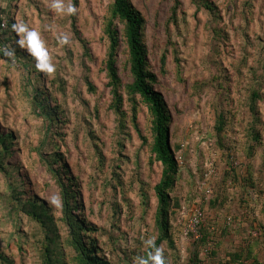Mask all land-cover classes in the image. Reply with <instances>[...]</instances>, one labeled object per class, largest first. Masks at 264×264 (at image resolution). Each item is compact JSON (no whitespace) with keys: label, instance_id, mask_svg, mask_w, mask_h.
<instances>
[{"label":"rangeland","instance_id":"rangeland-1","mask_svg":"<svg viewBox=\"0 0 264 264\" xmlns=\"http://www.w3.org/2000/svg\"><path fill=\"white\" fill-rule=\"evenodd\" d=\"M53 2L0 0V49L15 50L14 67L0 51V133L13 137L10 154L0 151V251L9 264L41 263L43 231L17 201L33 196L57 225L63 264H79L66 243L67 215L89 227L81 238L92 240L108 264H136L149 254L146 241L157 237L153 188L161 166L150 163L139 138L149 139L148 121L140 114L139 133L130 125L119 132L108 110L102 25L109 0H61L62 13ZM130 2L144 19L148 68L170 111L168 139L179 168L169 192L172 245L157 247L167 264H227V253L247 254L249 247L264 264V0H198V6L178 0L175 17L172 0ZM69 4L74 14L67 13ZM20 21L40 33L54 74L37 71L35 58L17 43L12 26ZM122 46L117 68L127 82ZM35 97L56 109L58 123L48 125ZM218 114L224 116L220 143ZM58 154L78 206L73 211L70 201L66 213L49 203L56 194L64 205L67 185L51 159ZM211 159L216 173L206 177ZM195 208L204 213L203 244L201 233L198 239L183 233Z\"/></svg>","mask_w":264,"mask_h":264},{"label":"trees","instance_id":"trees-1","mask_svg":"<svg viewBox=\"0 0 264 264\" xmlns=\"http://www.w3.org/2000/svg\"><path fill=\"white\" fill-rule=\"evenodd\" d=\"M173 1L171 16H176L178 9V0ZM193 4L198 6V0H191ZM108 14L102 25V34L107 42V50L104 59L103 71L106 77V86L109 89L110 103L108 110L111 111L116 123V129L124 132L130 125L137 133L138 116L144 114L148 121L149 139L140 136L144 145L148 148L150 163L157 162L161 166V174L158 183L154 186V194L156 198L155 210V229L157 237L155 240L156 247L166 242L172 245L170 238V217H171V198L169 192L176 183L179 168L174 153L169 144L168 127L170 123V111L163 99V96L155 88L157 84L156 76L149 70L147 61V48L142 39V29L144 19L140 13L133 7L130 0H109ZM121 45L124 47L126 60L123 68L127 71L128 81L123 82L118 73V57L121 52ZM17 55V53H16ZM18 56V55H17ZM161 65L164 66V57L161 58ZM34 70V68H33ZM89 91L94 90L88 84ZM40 95L43 93L40 91ZM46 98L35 97V105L41 109L44 120L48 125L54 122L58 123V113L56 109L46 104ZM57 113V114H56ZM224 125V116L217 115L216 135L218 142H221L222 131ZM12 136L0 133V151L3 157L10 154ZM52 161L59 165L56 170V177L60 179L64 189V205L63 210L66 213V206L72 203L73 211L78 209L74 202L76 193L72 192L73 179L68 176L69 171L62 164V157L54 155ZM233 173V171L231 172ZM245 181L251 180L248 176ZM251 183V181H250ZM247 183V184H250ZM254 190V188H252ZM26 194V191L22 194ZM18 196L19 211L30 220L38 224L43 231L44 242L41 253L40 264H63L59 255V233L57 225L48 213L46 207L41 202H37L34 197L22 199ZM176 205V204H174ZM75 217L67 215V224L70 228L71 239L66 243L74 250L75 257L79 264H108L105 258L99 256L95 243L92 240L82 239V233L89 230L84 229L81 225L74 224ZM204 224L200 225L199 231L202 234L200 242L204 243V233L206 231ZM206 239V238H205ZM65 243V244H66ZM152 248L149 247V252ZM252 249H247V254L239 250L228 255L227 264H257L256 258L252 256ZM0 263L9 264L5 255L0 251ZM192 264H198L194 260Z\"/></svg>","mask_w":264,"mask_h":264},{"label":"clouds","instance_id":"clouds-1","mask_svg":"<svg viewBox=\"0 0 264 264\" xmlns=\"http://www.w3.org/2000/svg\"><path fill=\"white\" fill-rule=\"evenodd\" d=\"M51 7L57 12L62 13L65 11L64 5L61 0H54ZM76 9L71 4L67 7L68 14H74ZM12 30L21 37L17 43L21 48H26L30 55L35 58V67L37 71L43 72L47 75L54 74L56 71L55 65L52 63V59L48 54V51L41 40L40 33L36 30L29 29L28 26L22 21L17 22L12 26ZM61 44L67 43V37H62L59 41ZM4 52V55L8 56L13 61V67L15 66V50H9L7 48L0 49ZM49 203L58 211L63 210V199L60 195L54 194ZM148 247L153 251L148 254L147 258H137L136 264H167L164 256L163 248L156 247L155 239L151 238L146 241Z\"/></svg>","mask_w":264,"mask_h":264},{"label":"built area","instance_id":"built-area-1","mask_svg":"<svg viewBox=\"0 0 264 264\" xmlns=\"http://www.w3.org/2000/svg\"><path fill=\"white\" fill-rule=\"evenodd\" d=\"M214 159L210 160L207 165V171L208 173L205 174L206 177H210L212 175H215V168H214ZM207 179V178H206ZM204 193L207 195L210 193V188L207 184H204L201 186ZM181 214H184L183 211H181ZM205 221L203 210L200 208H195V210L192 212L191 218L188 222V224L184 228V235L185 236H192L193 239H198L199 237V227L202 225Z\"/></svg>","mask_w":264,"mask_h":264}]
</instances>
